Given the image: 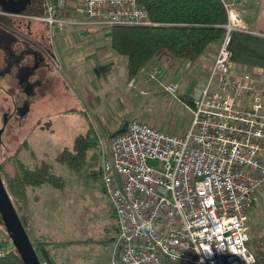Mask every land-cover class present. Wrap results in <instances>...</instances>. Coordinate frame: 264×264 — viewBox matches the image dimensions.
Here are the masks:
<instances>
[{"label":"built area","instance_id":"1","mask_svg":"<svg viewBox=\"0 0 264 264\" xmlns=\"http://www.w3.org/2000/svg\"><path fill=\"white\" fill-rule=\"evenodd\" d=\"M245 1L224 2V33L189 96L188 127L177 134L131 120L111 138L99 168L118 222L111 264H256L255 248L264 252V240L251 248L249 234V210L264 189V80L230 70L231 34L248 31ZM42 3L43 16H14L44 22L50 40L76 8L105 26L152 24L138 0ZM148 70L152 80L163 75L157 63ZM164 89L175 97L178 84ZM12 249L0 222V257Z\"/></svg>","mask_w":264,"mask_h":264},{"label":"rangeland","instance_id":"2","mask_svg":"<svg viewBox=\"0 0 264 264\" xmlns=\"http://www.w3.org/2000/svg\"><path fill=\"white\" fill-rule=\"evenodd\" d=\"M12 18L22 41L36 49H40L38 44H41L48 65L47 68L37 66L30 79L32 89L26 87L25 81L20 82L16 75L7 72L3 63L0 65L1 179L16 208L5 176L14 173L17 159L26 165L42 161L50 164L61 177V184L59 187L45 184L47 189H54L51 194L50 189L47 193L56 220L51 222L54 232L51 231L49 237L29 236L39 258L43 260L37 244L45 239L49 240L46 248L53 264H111L118 222L100 177L91 170L99 173L101 159L113 134L129 121L142 120L160 130L179 134L188 127L191 112L187 104L172 99L174 96L166 92V83H162L161 78H149L150 65L129 78L126 57L109 49V30L105 25L85 19L79 8L64 16L65 22L53 30L52 40L44 22ZM28 63L31 65L33 59L30 58ZM36 76L39 82H35ZM140 82L148 86L160 82L157 88L169 95L148 102L151 94L143 91L144 84L140 85ZM192 91L193 88L187 94L190 96ZM18 108L22 115L15 111ZM89 128L98 143L97 163L88 160L78 169L58 164L55 157L63 149L71 150L75 137L85 134ZM15 151L18 152L16 155ZM91 154L93 150L89 157ZM249 222L250 246L255 248L259 245L258 240H264L262 188L258 189L249 210ZM55 232L61 236L53 235Z\"/></svg>","mask_w":264,"mask_h":264},{"label":"trees","instance_id":"3","mask_svg":"<svg viewBox=\"0 0 264 264\" xmlns=\"http://www.w3.org/2000/svg\"><path fill=\"white\" fill-rule=\"evenodd\" d=\"M224 2L228 1L138 0V3L147 9L152 24L105 26L110 32V47L115 53L126 57L129 78L138 75L153 61L184 59L195 62L210 44L219 43L223 36V25L227 21ZM23 14L43 16L45 8L42 0H35V3L30 4ZM13 20L12 15L0 13V65L3 63L9 73L22 79L21 67L29 66L28 60L31 58L29 49L33 48L29 42L22 41L16 33ZM180 99L185 104H190L188 96L180 95ZM125 126L113 135L123 131ZM97 144V139L89 128L85 134L76 136L72 149H63L55 157V161L60 165L76 169L84 166L88 160L96 164ZM91 150L93 154L89 157ZM17 153L15 151V155ZM16 167L12 175L5 176V182L10 195L15 200L20 220L27 229L28 224L22 214V197L27 186L48 184L51 187H59L61 177L55 174L50 164L43 161L26 165L17 159ZM91 171L99 176L98 170ZM48 243L49 240L42 239L37 245L46 250L50 264H53V259L46 248ZM255 255L256 264H264V252L255 248ZM0 264L24 263L13 246L7 255L0 257Z\"/></svg>","mask_w":264,"mask_h":264},{"label":"crops","instance_id":"4","mask_svg":"<svg viewBox=\"0 0 264 264\" xmlns=\"http://www.w3.org/2000/svg\"><path fill=\"white\" fill-rule=\"evenodd\" d=\"M34 3L35 2L32 4ZM245 7H247V11L246 14L243 15V20L248 27V31H233L231 34L230 70L233 73L239 74L250 73L255 78L264 79V0H246ZM12 17L16 16L12 15ZM17 18L21 19L19 17ZM27 28L30 29L29 22ZM217 48L218 43L210 44L195 62L184 59H176L173 61L164 59L162 61H153L149 65L157 63L162 67V83L178 84V98L170 96L172 99L179 101L181 100L180 95H186L189 97V94L187 93L192 90L194 85L206 79ZM109 49L110 51H113L111 47ZM164 65L169 68H165ZM193 75H195L194 79L191 78ZM141 83L142 82H140V85L144 84L143 91L151 94L148 102H154V98L169 95L157 88L160 82L153 86H148L149 84L144 82ZM181 88L183 90H180ZM118 93L121 96V91H118ZM49 189L50 188L47 189L46 185L27 186L25 194H23L22 214L28 224L26 229L28 236L41 235L49 237L51 231L54 232V230H52L53 226L51 227V222H56V220L54 212L52 213L51 199L47 195ZM51 191L53 192L54 189H50V194ZM53 235L57 237L61 236V234L57 232Z\"/></svg>","mask_w":264,"mask_h":264},{"label":"water","instance_id":"5","mask_svg":"<svg viewBox=\"0 0 264 264\" xmlns=\"http://www.w3.org/2000/svg\"><path fill=\"white\" fill-rule=\"evenodd\" d=\"M12 6L2 7V11L11 15H20L24 13L30 0H9ZM5 117V116H4ZM2 130H0V135ZM0 222L4 225L12 245L21 257L24 264H41V259L32 244L26 229L24 228L20 217L12 203V200L4 186L0 176ZM42 259L49 263L50 260L43 248L39 249Z\"/></svg>","mask_w":264,"mask_h":264},{"label":"flooded vegetation","instance_id":"6","mask_svg":"<svg viewBox=\"0 0 264 264\" xmlns=\"http://www.w3.org/2000/svg\"><path fill=\"white\" fill-rule=\"evenodd\" d=\"M33 1L34 0H30V3L27 5V8L30 4L33 3ZM12 5H13L12 2H9V0H0V10L2 9V7H9ZM38 46H39L38 48H40L41 50L36 49L34 47H32L33 48L32 50L29 49V53H30L31 58L33 59V63L31 65L27 66V68L25 67V65H23L21 67V70L23 71V78L20 79V82L25 81V85H27L26 87L29 89H32V83H31L32 81L30 79H32L34 77L35 70H36L37 66L39 65L40 68H47V65H48L47 61H46V56H45L46 51L44 50V48L43 49L41 48V44H38ZM28 74H30V75L28 76ZM34 80H35V82H39L37 76ZM22 107L24 108V106H22ZM17 110H19V112L21 111L19 108ZM17 110H15V111H17ZM22 114L23 113L20 112L19 115H22ZM5 120H6V118H4V121Z\"/></svg>","mask_w":264,"mask_h":264}]
</instances>
